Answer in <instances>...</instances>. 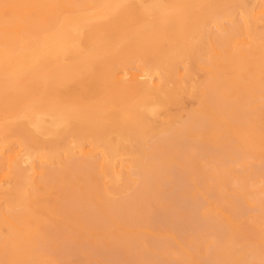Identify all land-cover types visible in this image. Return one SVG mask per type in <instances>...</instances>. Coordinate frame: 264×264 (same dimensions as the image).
Wrapping results in <instances>:
<instances>
[{"label":"bare ground","instance_id":"bare-ground-1","mask_svg":"<svg viewBox=\"0 0 264 264\" xmlns=\"http://www.w3.org/2000/svg\"><path fill=\"white\" fill-rule=\"evenodd\" d=\"M0 264H264V0H0Z\"/></svg>","mask_w":264,"mask_h":264},{"label":"snow or ice","instance_id":"snow-or-ice-1","mask_svg":"<svg viewBox=\"0 0 264 264\" xmlns=\"http://www.w3.org/2000/svg\"><path fill=\"white\" fill-rule=\"evenodd\" d=\"M0 7L3 8V10L5 11V13L7 12L8 8L12 7L11 5H7V4H4V5H0Z\"/></svg>","mask_w":264,"mask_h":264}]
</instances>
